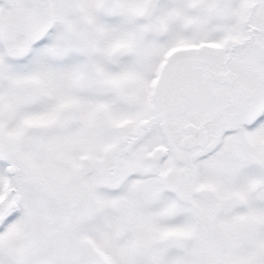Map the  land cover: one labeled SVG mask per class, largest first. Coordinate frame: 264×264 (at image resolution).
<instances>
[{
    "label": "snow or ice",
    "instance_id": "1",
    "mask_svg": "<svg viewBox=\"0 0 264 264\" xmlns=\"http://www.w3.org/2000/svg\"><path fill=\"white\" fill-rule=\"evenodd\" d=\"M0 264H264V0H0Z\"/></svg>",
    "mask_w": 264,
    "mask_h": 264
}]
</instances>
